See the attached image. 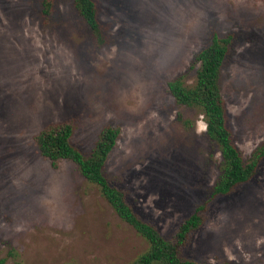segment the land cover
Returning <instances> with one entry per match:
<instances>
[{
    "label": "rangeland",
    "instance_id": "374dc122",
    "mask_svg": "<svg viewBox=\"0 0 264 264\" xmlns=\"http://www.w3.org/2000/svg\"><path fill=\"white\" fill-rule=\"evenodd\" d=\"M103 41L74 0H0V257L6 264H130L148 248L67 159L36 136L72 122L89 153L106 125L121 129L106 166L139 214L169 237L209 201L221 154L203 115L168 83L196 81V54L232 36L222 94L245 157L264 140V0H95ZM182 117L190 120L186 127ZM184 253L196 261L264 264V165L209 202Z\"/></svg>",
    "mask_w": 264,
    "mask_h": 264
},
{
    "label": "trees",
    "instance_id": "16d2710c",
    "mask_svg": "<svg viewBox=\"0 0 264 264\" xmlns=\"http://www.w3.org/2000/svg\"><path fill=\"white\" fill-rule=\"evenodd\" d=\"M55 0H42L43 13L49 15ZM79 13L93 30L97 40L103 41L98 7L95 0H74ZM232 36L215 35L210 44L195 56L196 81L193 85L184 82L183 77L168 83L175 100L190 109L198 110L206 123V134L221 154L220 173L211 186L209 201L200 205L195 212L185 217L173 234L166 237L151 219L138 213L130 201V189L114 183L106 173L108 159L117 144L121 129L106 125L89 153L84 152L73 141L75 126L72 122L50 124L37 136L36 142L41 154L50 159L52 165L67 159L74 162L81 174L98 186L115 212L147 241V250L130 264H231L230 261L203 262L188 257L185 247L189 246L194 233L204 222L203 214L209 216V202L218 196H227L240 190L255 179L264 165V140L245 157L234 139L232 118L222 94V71L230 51ZM182 121L189 127L190 120ZM0 264L6 259L0 257Z\"/></svg>",
    "mask_w": 264,
    "mask_h": 264
}]
</instances>
